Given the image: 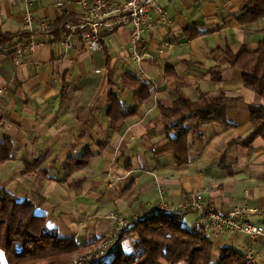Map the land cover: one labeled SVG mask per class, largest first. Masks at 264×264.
I'll list each match as a JSON object with an SVG mask.
<instances>
[{
    "label": "crops",
    "instance_id": "crops-1",
    "mask_svg": "<svg viewBox=\"0 0 264 264\" xmlns=\"http://www.w3.org/2000/svg\"><path fill=\"white\" fill-rule=\"evenodd\" d=\"M249 1L159 0L165 17L155 23V14H150L153 26L138 48L139 65L125 53L128 26L106 35L101 52L87 50L82 31L72 36V47L64 52L58 36L66 20L78 22L77 5L57 8L53 0H35L28 7L33 32L20 34L24 4L1 3L0 34L13 39L0 46V144L10 150V159L0 164V191L29 202L47 229L76 239L82 249L109 235L110 213L123 218L157 214L158 188L173 208L199 192L222 214L256 210L246 217L264 228V140L257 138L248 148L230 145L250 133L249 108L263 100L243 86L241 72L229 68L224 58L242 47L257 49L264 20L247 28L237 21ZM42 21L49 26L45 33L39 32ZM30 39L39 46L16 65L13 48ZM138 70L143 75L136 78ZM135 83L152 90L148 101H136ZM177 92L193 101L200 93H222L232 101L226 108L228 125L209 123L200 127L199 138L189 137L183 166L163 148L168 137L158 108ZM111 98L133 111L119 130L112 129ZM71 202L79 203V209L97 206L84 216L75 209L78 218H73ZM66 205L69 209L62 210ZM184 221L242 254L253 247L256 264H264V240L252 245L242 235H212L191 212Z\"/></svg>",
    "mask_w": 264,
    "mask_h": 264
},
{
    "label": "trees",
    "instance_id": "trees-1",
    "mask_svg": "<svg viewBox=\"0 0 264 264\" xmlns=\"http://www.w3.org/2000/svg\"><path fill=\"white\" fill-rule=\"evenodd\" d=\"M261 20H264V0H250L241 6L237 18L241 26L247 28ZM260 33L255 51L242 47L237 53L224 54L228 67L241 72L243 86L263 100L262 104L249 108L250 133L230 143L245 148L257 138L264 140V28ZM12 39L10 35L0 34V46ZM213 72L212 79L217 81L219 72ZM132 86L139 104L151 98L152 90L148 86L137 83ZM231 103L222 93H200L198 100L193 101L180 92L170 103H158L160 124L168 137L163 148L172 152L178 166L187 163L190 143L200 137L201 126L228 125L226 108ZM108 112L113 130H119L123 120L133 115L130 108L114 98ZM170 133L174 137H169ZM9 159L8 144H0V164ZM188 213L166 211L142 217L122 230L114 250L98 264H248L245 254L214 243L206 230L186 226ZM82 250L76 239L60 238L54 230L47 229L42 219L33 215L29 202L0 191V253L6 264H66L70 256Z\"/></svg>",
    "mask_w": 264,
    "mask_h": 264
},
{
    "label": "built area",
    "instance_id": "built-area-1",
    "mask_svg": "<svg viewBox=\"0 0 264 264\" xmlns=\"http://www.w3.org/2000/svg\"><path fill=\"white\" fill-rule=\"evenodd\" d=\"M17 0H0V4L11 5ZM25 6L23 23L20 27V34H31L33 32L34 17L28 7L35 0H21ZM169 1V0H166ZM57 8L65 5L75 4L80 10V18L77 23L65 21L61 26L59 44L65 52L72 47L71 38L82 31V40L88 51L101 52L102 42L106 35L111 34L120 27L128 26L129 41L125 48V53L129 60L136 65L141 63V56L138 48L146 33L152 28L153 20L151 13L156 16V22L164 20L165 11L159 0H123L122 2H110L109 0H53ZM3 16L0 13V27ZM39 32L45 33L49 26L45 22H39ZM39 46L35 40H28L13 48L15 56L14 63L19 65V59L30 54ZM143 75L142 70L134 73L136 78ZM160 195L159 212H183L189 211L197 214L199 220L203 222L212 235H242L251 240L252 245L257 240H264V228L248 220L246 214H255L256 210L241 211L233 210L222 214L214 210L204 199L202 193L190 195L179 207L173 208L165 204L162 198V189L158 188ZM107 219L113 222V233L102 240L95 248V251L85 256L73 260L70 264H98L110 254L117 242L119 233L134 222L142 220V217L124 219L118 214L110 213ZM248 264H256L254 248L251 247L245 254Z\"/></svg>",
    "mask_w": 264,
    "mask_h": 264
},
{
    "label": "rangeland",
    "instance_id": "rangeland-1",
    "mask_svg": "<svg viewBox=\"0 0 264 264\" xmlns=\"http://www.w3.org/2000/svg\"><path fill=\"white\" fill-rule=\"evenodd\" d=\"M61 196L62 197H64V196H66V194H64V192L61 194ZM72 204H71V209L72 210H75V209H77V210H79V212H82L81 213V216H84L85 214H92V212L96 209V206H97V204L95 205H93V206H91V207H89V206H86V207H82L81 206V209H79L80 208V204L79 203H77V204H75V203H73V202H71ZM62 210L64 209V210H66V209H69V205H66V206H62V208H61ZM91 209H93V210H91ZM71 210V211H72ZM70 211V212H71ZM78 212L75 210L74 212H71V216L73 217V218H78V214H77ZM122 217V216H121ZM123 218V217H122ZM69 219V218H68ZM124 219H129V218H124ZM111 221V220H110ZM122 232V231H121ZM120 232V233H121ZM113 233V225H112V229H111V231H110V233H109V235L106 237V238H108L111 234ZM120 233H119V235H118V237H117V240H118V238H120ZM82 235H84V232L82 233ZM106 238H104V239H102V240H105ZM81 241H83V237L81 236L80 238H79ZM101 240V241H102ZM101 241H98V242H95V244L93 245V246H89L88 248H85L84 250H82L81 252L79 251L78 253H75V254H73L72 256H70V258H69V260H68V262L66 263V264H70L73 260H75V259H78V258H81V257H83V256H85L86 254H90V253H92V252H94L95 251V248L100 244V242ZM1 254V253H0Z\"/></svg>",
    "mask_w": 264,
    "mask_h": 264
},
{
    "label": "bare ground",
    "instance_id": "bare-ground-1",
    "mask_svg": "<svg viewBox=\"0 0 264 264\" xmlns=\"http://www.w3.org/2000/svg\"><path fill=\"white\" fill-rule=\"evenodd\" d=\"M4 258H5L4 255L1 253L0 254V264H6V261Z\"/></svg>",
    "mask_w": 264,
    "mask_h": 264
}]
</instances>
